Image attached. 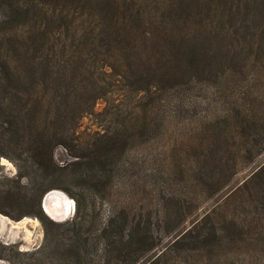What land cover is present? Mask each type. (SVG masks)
I'll list each match as a JSON object with an SVG mask.
<instances>
[{
  "label": "trees",
  "instance_id": "obj_1",
  "mask_svg": "<svg viewBox=\"0 0 264 264\" xmlns=\"http://www.w3.org/2000/svg\"><path fill=\"white\" fill-rule=\"evenodd\" d=\"M44 1L0 0V156L11 159L18 169L13 177L0 178V213L15 220L37 217L46 232V242L33 252H24L17 243L0 239V259L18 264L21 259L32 257L31 262L24 264H40L49 235L50 242L54 243L52 246H63L70 251L75 244V253L80 256L87 249L92 233L103 240L110 261L115 259L113 251L126 239L130 222H134V238L141 245L139 256L148 244L147 250L151 252L161 240L156 236L157 216L151 211L146 214L133 212V202L127 203L114 181L115 176L121 175V169L113 156L126 151L127 137L115 136L109 129L91 134L90 139L80 141V144L93 147L85 161L82 155L73 153V149L76 148L74 142L81 140L80 119L91 114L92 107L86 109L81 105L76 112L72 106H60L47 99L51 90L63 104L70 97L71 90L63 88L62 84L51 89L49 79L55 71L64 76L63 82L69 72L72 74V65L68 69L67 63L70 57L63 56L62 65L55 69V51L61 48L63 53L67 46L61 36L67 39L72 32L68 27H59L58 31L46 29L52 20L43 7ZM118 3L117 0H102L101 7L104 6L108 17L102 15L89 30L84 31L83 24L77 29L84 31L85 39L77 44L76 52L85 56L84 43L94 45L98 41L96 37L102 36L106 50L104 67L110 73L109 69L115 67L121 53L130 57L140 46L146 49L152 46L154 56H158V52L163 59L162 67L134 71L132 90L140 89L139 84H147L149 88L156 79L163 91L168 86L164 83L185 80L189 82L187 85L195 84L201 75L199 88L205 91V96L202 99L204 132L200 153L207 158L217 150L221 153L218 162L222 164L225 152L233 161L229 174L237 175L264 151V0H126L122 15L116 17L114 11L117 12ZM19 19L26 20V24L18 25ZM80 65L85 73L90 65L86 56ZM227 66L235 70L226 71ZM229 72L231 75H227ZM211 76L215 78L214 86ZM112 84L115 82L108 84L105 92H110ZM154 123L149 114L138 115L135 121L131 118L123 127L130 125L127 130L148 145L152 142ZM98 134L102 142L96 137ZM59 147H64L76 160L60 163L56 158ZM182 177H187L184 170ZM196 180L207 193L215 188L213 194L229 184L226 176L216 169L202 171ZM130 183V187L135 188L141 181L119 184L124 187ZM54 189L64 190L76 200L77 212L72 220L55 222L44 212L43 198ZM95 190L103 193L102 199L110 202V209L102 223L93 222L89 226L87 216L96 208ZM254 195H259V203ZM246 196L254 197L252 205L257 210L256 216L249 221L247 215L236 216V210L246 209ZM186 198L189 197L165 198L166 223L176 226L183 221L190 225L177 230L170 244L149 264H157L173 252L183 254L186 261L201 256L202 262L198 264H210L214 259L220 264L224 256L240 251L246 242L252 245L261 242L264 254V162L249 170L244 182L224 201L208 207L201 217L183 213L186 208L198 209L201 204H194L191 197L188 200L191 205L183 207ZM168 202L176 207L175 219L171 218ZM230 206L234 207L231 215L227 213ZM127 207L131 210L127 211ZM51 227L55 228L52 236ZM60 229L65 232L60 234ZM226 246L229 250L223 251ZM231 261L239 264V261ZM83 262L79 259L77 264ZM250 264H264V261Z\"/></svg>",
  "mask_w": 264,
  "mask_h": 264
},
{
  "label": "rangeland",
  "instance_id": "obj_2",
  "mask_svg": "<svg viewBox=\"0 0 264 264\" xmlns=\"http://www.w3.org/2000/svg\"><path fill=\"white\" fill-rule=\"evenodd\" d=\"M117 1H119L116 8V10L118 9V13L114 11L116 17L122 15L126 3V0ZM101 2L102 0L44 1L43 7L46 10L47 16H50L49 19L52 20L48 23L49 27L46 26V29L58 31L59 27L64 29L68 27L72 32L67 39L64 35L61 36L62 40L65 39L67 42L63 53L61 48L55 51L57 55L55 69L58 70L57 67L62 65L61 60L63 56L65 59L70 57V61L67 63L69 65L68 69H71L72 65V74L69 72L67 80L63 82L64 76L55 71L49 79L51 89L53 86L58 87L59 84H62L64 86L63 88L71 90L70 97L63 104V100L56 97L53 90H51V93L47 95V99L60 106H72L73 111L76 112L81 105H84L86 109L92 107V113L86 114V116L80 119L82 131L81 140H79V143L78 141L74 142L76 148L73 149V153L82 155L85 161H88V154L93 147L90 144L87 146L84 143L80 144V141L90 139L92 137L91 134L97 132L104 133L109 129V132L115 136L120 134L122 138L127 137L129 143L126 151L120 152L119 154L121 155L113 156L117 162L119 161L121 169V175L119 177L115 176L114 181L118 184V190L125 195L127 203L131 204L133 202L131 206L133 212L137 214L143 212L146 214L148 211H151L157 216L155 218L156 236L160 237L161 240L158 246L151 252L147 250L149 244L146 245L139 256V248H141V245L134 238V232L132 231L134 222H130L129 226H127L126 239L119 246V249L113 251L115 253L113 257L115 259L111 258L108 261V252L104 247L103 240L101 241L97 234L91 233L90 243L87 245L85 252L80 256H77V253H75L77 249L73 241L72 243L74 245H72V249H70L72 252H70L63 246H52L54 243L52 244L53 241L50 242L49 235V240L47 239V243L44 246L45 249H43L40 255L42 258L40 264H67V262L77 264L79 259L83 260L84 264H149L157 257L158 253L170 244L177 234V230L190 225L183 221L176 226L175 224L174 226H170L166 223L164 219L166 197H184L187 195L189 198L183 201V207L191 205L188 200L193 197L194 204L195 202L201 203L200 208H186L183 213H187L188 215L194 213L193 217H201L208 207L213 203L219 204L221 201H224L240 183L244 182L249 175V170L264 162L263 151L252 162L248 163L246 168H242L237 175H230L233 161L229 155L225 156V152L223 153L222 164L218 162L221 153L217 150L214 151L215 154L210 153L211 157L205 158L201 155L200 143L204 132L202 125L204 104L202 99L205 96V91L199 88V81L202 78L201 75L198 76V81L195 84L187 85L189 82L185 80H177L168 84L164 83L168 86L163 91L156 79L149 85V88L147 84H139L140 89H131V82L134 80L132 73L134 71L137 72L139 68L143 69L145 67L144 70L146 71L154 70L156 67H162L161 63L163 59L158 52V56H154L151 50L154 49L152 46L148 48L149 50L140 46V50L136 54L131 53L130 57L128 54L121 53L116 61L115 67L109 69V72L112 74L110 75L108 68L104 67L105 61L103 56L106 55L105 46H103L104 39L102 36H97L96 39L98 41L94 45L87 44L86 46L84 43V55L87 58V63L90 65H88V70L85 73L82 72L80 62L83 58L85 59V56L81 52H76L77 50L75 49L79 42L82 44L84 41V31L89 30L90 25H95L97 19L101 18L102 15L107 16L104 6L101 7ZM155 12L153 13V17ZM17 22L18 25L26 24V20L23 19H19ZM82 24L85 30L80 32L77 29L82 28ZM99 35L102 34L99 33ZM53 40L58 42L55 38ZM59 45H62V43ZM45 48L48 49L49 47ZM50 52L52 51L50 50ZM75 53L77 54L73 55ZM151 60L153 63H149ZM114 62L115 60H113V64ZM226 68V71L235 70V68L233 69L230 66ZM227 75H231V73L229 72ZM211 77L210 81L212 86H214L215 78L213 76ZM187 78H191V76H187ZM111 82H115V84H112L110 87V92H105V88ZM173 83L176 84L171 86ZM196 84L198 86L195 88L194 86ZM190 87H193V89L189 90ZM146 114H149L151 121H155L151 136L152 142L148 145H144L137 139L133 131L127 130V127L130 125L123 127L124 123L128 122L131 118L135 121L136 116L139 115L142 117ZM158 125L161 127L160 131ZM96 137L101 138L99 134ZM102 141L103 139L101 138ZM56 158L60 163L76 160L75 157L70 156L64 147L57 149ZM211 169L221 171L229 183L227 184L228 186H224V188H221L215 194H213L215 188L207 193L203 185L196 180L202 171ZM183 170L187 174L185 179L182 177ZM17 172V166L11 159L0 156L1 179H5L7 176L13 177ZM189 175L190 177L188 178ZM129 180H140L141 183L140 185H136L135 188L130 187L131 183L127 186L124 185V187L120 186L119 183H129ZM58 191H61V189H58ZM61 192H64L74 201V210L72 214L61 218L57 216V218H53L44 210L46 215L55 222L72 220L77 212L76 200L66 191L62 190ZM130 192L133 196L129 194ZM95 193L96 208L90 211L89 216H87L89 226H92L91 223L93 222L99 225L109 215L110 202L107 199H102L103 193L101 191L95 190ZM254 196L259 203V195ZM246 197V209L243 211L241 208L240 210H236V216L240 215L244 217L247 215V220L249 221L252 217L256 216L257 210L252 205V203H255L254 197ZM131 207H127L126 210H131ZM168 208L171 213V218L175 219L176 207L168 202ZM222 209L221 207L220 213H222ZM233 209L234 207L230 206L227 209V213L231 215ZM1 215L4 216V214L0 213V239L2 241L6 243H17L20 250L24 252H33L46 242L44 225L37 217L26 216L20 220H15L8 216L3 218ZM53 230L55 228L51 227V231L49 232L51 236ZM62 232H65L64 229H60L59 233L61 234ZM261 247V242L257 245L246 242L240 251L224 256L220 260V264H232L231 260L239 261V264L242 261L249 262V264L264 261V254L261 251ZM222 250L228 251L229 246H226ZM177 253H169L162 260L157 261V264H198L203 259L201 256H195L193 258L190 257L186 261L183 254L179 255ZM218 253L220 254V252ZM191 254L197 255V252H191ZM32 260V257H25L17 263L20 264L21 262L24 264V262L29 263ZM0 264L12 263L7 259H0ZM210 264L218 263L214 259Z\"/></svg>",
  "mask_w": 264,
  "mask_h": 264
},
{
  "label": "water",
  "instance_id": "obj_3",
  "mask_svg": "<svg viewBox=\"0 0 264 264\" xmlns=\"http://www.w3.org/2000/svg\"><path fill=\"white\" fill-rule=\"evenodd\" d=\"M51 191H49L43 198V201H42V206L45 210V212L49 215H51L53 218H56L55 216H58V217H65L67 216L65 214V210L63 211V207L65 209V201L63 200L62 197H58V194L55 195V197L53 196V199L47 201V198H48V195L50 194ZM64 193V192H63ZM65 194V193H64ZM49 215V216H50ZM1 217L3 218H6L7 216H3L1 215ZM51 217V218H52Z\"/></svg>",
  "mask_w": 264,
  "mask_h": 264
},
{
  "label": "bare ground",
  "instance_id": "obj_4",
  "mask_svg": "<svg viewBox=\"0 0 264 264\" xmlns=\"http://www.w3.org/2000/svg\"><path fill=\"white\" fill-rule=\"evenodd\" d=\"M61 191H58V189H57V190H53L52 192H50V194L48 195L47 201H49L50 199L52 200L53 196L55 197V195L58 194V197H62L63 200L65 201L64 203H65L66 207H65V209L63 207V211L65 210V214L68 216L69 214H72V212L74 210V201Z\"/></svg>",
  "mask_w": 264,
  "mask_h": 264
}]
</instances>
